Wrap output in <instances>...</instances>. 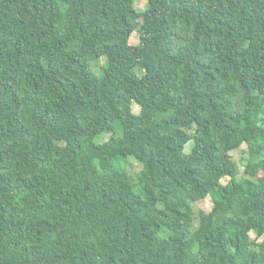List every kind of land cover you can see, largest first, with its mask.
Here are the masks:
<instances>
[{"label":"trees","instance_id":"1","mask_svg":"<svg viewBox=\"0 0 264 264\" xmlns=\"http://www.w3.org/2000/svg\"><path fill=\"white\" fill-rule=\"evenodd\" d=\"M135 3L0 0V264H264V0Z\"/></svg>","mask_w":264,"mask_h":264},{"label":"rangeland","instance_id":"2","mask_svg":"<svg viewBox=\"0 0 264 264\" xmlns=\"http://www.w3.org/2000/svg\"><path fill=\"white\" fill-rule=\"evenodd\" d=\"M136 7L138 10H145L149 5V0H136ZM139 42V34L138 32H134L131 36V43L137 44ZM106 61V56L101 57L99 60L92 61L93 69L96 71L97 74H101V68L102 65ZM134 111L139 112L140 111V105L137 103L134 104ZM110 136V133H103L97 137V141L101 142L103 140H107ZM247 148L246 144H243L239 149L231 151V155L233 159L237 162L238 165V175L241 176L244 174V163L246 158L248 157L247 153H245V150ZM186 150H190V144L187 145ZM127 167L131 169L133 172L139 171L142 168V164L136 161L133 157L129 158V162L127 164ZM230 179V176H224L221 178V181L223 183H226ZM258 179L262 180L264 179L263 174H260ZM214 202L211 196H207L204 199H201L195 203L196 212L200 209H204L206 211H209L212 209ZM253 237H255V233H251Z\"/></svg>","mask_w":264,"mask_h":264}]
</instances>
